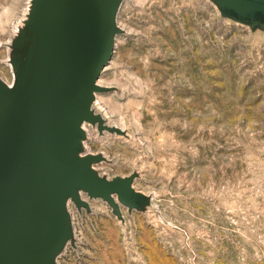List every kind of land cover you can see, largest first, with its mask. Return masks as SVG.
<instances>
[{"label": "rangeland", "instance_id": "rangeland-1", "mask_svg": "<svg viewBox=\"0 0 264 264\" xmlns=\"http://www.w3.org/2000/svg\"><path fill=\"white\" fill-rule=\"evenodd\" d=\"M38 0H0V78L15 81ZM81 156L132 180L116 210L78 190L57 264H264V13L213 0H122Z\"/></svg>", "mask_w": 264, "mask_h": 264}, {"label": "water", "instance_id": "water-1", "mask_svg": "<svg viewBox=\"0 0 264 264\" xmlns=\"http://www.w3.org/2000/svg\"><path fill=\"white\" fill-rule=\"evenodd\" d=\"M121 1L38 0L15 81L0 78V264H57L73 236L67 202L86 205L78 190L116 210L115 194L131 203L130 178H101L99 158L79 154L85 122L109 128L92 106ZM213 1L240 18L264 13V0Z\"/></svg>", "mask_w": 264, "mask_h": 264}]
</instances>
